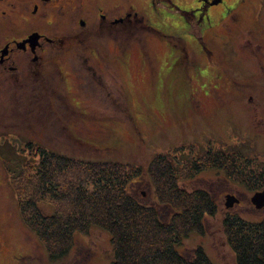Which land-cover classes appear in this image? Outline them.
I'll return each instance as SVG.
<instances>
[{
	"label": "rangeland",
	"instance_id": "obj_1",
	"mask_svg": "<svg viewBox=\"0 0 264 264\" xmlns=\"http://www.w3.org/2000/svg\"><path fill=\"white\" fill-rule=\"evenodd\" d=\"M152 1L122 0L120 6L123 15L138 14L166 37L137 31L133 38L124 30L123 42L139 43H124L127 54L115 57L107 48L110 57L106 55L100 80L82 69V59L76 61L78 73L65 65V81L58 75L50 83L53 106L44 109V117L29 114L26 104H20L21 94H13L11 87L10 132L5 142L0 139V264H112L107 231L92 227L88 234L77 233L69 256L52 261L23 222L7 168H33L41 157L39 149L135 162L144 169L151 156L181 160L182 167L210 149L264 162V0H222L206 10L200 0ZM156 3L168 17L159 14ZM4 9L0 3V12ZM192 17L200 20L197 38ZM180 186L189 192L206 190L218 205L216 216L204 220L205 234L186 239L180 253L190 257L203 247L213 263L235 264L223 221L228 213L253 223L264 220V208L252 203L255 191L217 169ZM132 188L139 202L155 207L161 221L169 222L174 212L156 202L146 172ZM40 208L44 216L55 211L49 201Z\"/></svg>",
	"mask_w": 264,
	"mask_h": 264
},
{
	"label": "trees",
	"instance_id": "obj_2",
	"mask_svg": "<svg viewBox=\"0 0 264 264\" xmlns=\"http://www.w3.org/2000/svg\"><path fill=\"white\" fill-rule=\"evenodd\" d=\"M37 89L26 90L20 104H26L29 114L41 113L42 118L47 111L44 109L53 106L49 97L52 92L42 95L39 92L45 88ZM73 107L68 103L67 108L77 114ZM79 144L90 146L81 141ZM107 148L97 151L105 152ZM39 151V163L33 168L16 164L7 172L23 222L52 261L69 256L77 233L88 234L92 227H98L111 236L112 264H215L203 247L196 248L190 257L179 251L193 234L203 236L206 216H216L218 212L208 191L189 192L180 183L217 169L233 183L255 193L264 189V162L237 153L210 149L182 167L181 160L156 155L148 159L144 169L135 162L86 158L64 150ZM145 172L154 187L156 202L174 212L167 223L161 221L155 207L142 204L131 193L132 185ZM43 201L52 204L54 214L44 216L40 208ZM223 228L235 254V264H264V220L253 223L228 213Z\"/></svg>",
	"mask_w": 264,
	"mask_h": 264
},
{
	"label": "flooded vegetation",
	"instance_id": "obj_3",
	"mask_svg": "<svg viewBox=\"0 0 264 264\" xmlns=\"http://www.w3.org/2000/svg\"><path fill=\"white\" fill-rule=\"evenodd\" d=\"M121 1L0 0L6 7L0 12V139L5 142L10 132L11 87L13 94L19 92L20 97L30 84L32 91L43 86L45 90L40 94H49L50 83L55 82L58 75L65 81V65L78 73L75 65L80 59L83 60L82 69L90 72L88 75L94 80H100L103 67L105 69L108 64L107 48L115 57L127 54L128 48L124 53L122 51L124 43L129 46L139 43L123 42L124 30L133 38L137 31L166 37L147 20L139 19L138 14L127 12L123 15ZM212 1L200 0L205 10ZM158 5L159 14L168 17L164 7ZM193 17L190 23L197 29L194 31L197 38L200 20L195 18L193 21ZM90 61L96 62L95 65ZM233 200L240 203L238 199ZM36 261L33 260V264L42 262Z\"/></svg>",
	"mask_w": 264,
	"mask_h": 264
},
{
	"label": "water",
	"instance_id": "obj_4",
	"mask_svg": "<svg viewBox=\"0 0 264 264\" xmlns=\"http://www.w3.org/2000/svg\"><path fill=\"white\" fill-rule=\"evenodd\" d=\"M203 1H207V0H203ZM220 2H222V0H213L211 4H218ZM252 203L256 208L262 209L264 207V190L255 193V195L252 197Z\"/></svg>",
	"mask_w": 264,
	"mask_h": 264
}]
</instances>
